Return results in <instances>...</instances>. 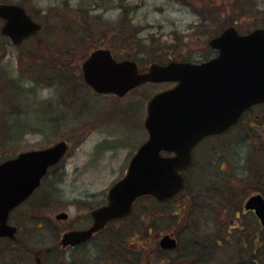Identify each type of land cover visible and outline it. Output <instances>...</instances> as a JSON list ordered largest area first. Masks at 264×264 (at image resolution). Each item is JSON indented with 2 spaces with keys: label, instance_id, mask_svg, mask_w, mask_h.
<instances>
[{
  "label": "rangeland",
  "instance_id": "374dc122",
  "mask_svg": "<svg viewBox=\"0 0 264 264\" xmlns=\"http://www.w3.org/2000/svg\"><path fill=\"white\" fill-rule=\"evenodd\" d=\"M9 1L23 2L33 16L43 23L42 36L46 41H42L38 48H42L40 52L46 55L49 53V61L54 59L62 63L67 59L71 82L82 78V61L92 50L96 49H85L84 47L87 45L85 42L90 38L86 35L80 37L86 33L87 27V22L83 19L84 15L80 9L89 11L88 22L95 28L92 35L98 39L97 43L99 42L100 46L111 48L119 57L132 54H135L133 57H138L136 55L139 48L137 42L142 39L147 40L149 37L156 39L155 46L163 47L164 50L169 48L171 50V46L178 43L184 47L190 44L196 48L199 45V49L208 52L207 38L204 40L200 37L203 32H207V36L213 33L210 23L206 22L201 25L202 9L206 5L215 10L219 8L224 12L239 11L241 19L234 21L243 32L264 26V0ZM241 7H246L245 16L242 15ZM124 9L126 10L122 12ZM125 13H127V18L132 20L130 30H127L129 36L139 37L138 41L137 38L114 41L116 38L113 35L121 36L120 26L126 24L124 22ZM229 15L232 17V12ZM112 25L119 26L113 31ZM71 41H73L74 50L71 52L72 56L67 57L65 52L68 48L64 43ZM54 43H57L58 50L53 45ZM22 52L11 45L9 40L1 38L0 65L5 66L0 67V133L7 136V139L4 137V141L0 138V151L2 154L5 153V157L0 158V161L8 158V154H11L9 157H14L21 151L45 148L60 140L68 141L69 150L62 163L56 165L45 178L39 193L40 197L38 199L37 196L32 197L27 204L16 211L17 215L13 216L12 220L20 225L18 237L23 246L14 245L0 238V264H36L35 258L28 249L34 252L36 249L58 243L60 230L64 225L57 222L55 214L66 211L71 216H76L79 211L76 204L80 202L82 204L79 205L101 204L109 187L124 174L131 156L148 137L144 128L148 100L159 90L169 87L165 84L148 83L127 97L119 98L114 95H97L84 85L75 89L73 94L67 95L68 89L56 83L41 81L28 73V62L20 58ZM3 53L4 56H10L4 59L2 58ZM142 59L149 58L143 57ZM150 62L142 60L143 67H147ZM258 111L260 110H256L257 113ZM253 118L254 115L252 120ZM244 130L245 128L240 125L220 137L222 138H219L220 140L209 139L206 142L207 145H204L203 149L201 148L198 152V162L205 163L199 186L207 182L211 174L218 173L221 165L224 170L228 167L231 171H237L234 172L239 175H235L236 190L232 191L219 186L211 188L213 193L217 189L228 192L231 203L232 200L234 202L232 207L237 206L248 195L246 192L252 187L247 184L248 176L257 166L255 163L252 166L244 165V161L246 159L248 161L251 152L254 151L253 141L243 140L246 134ZM220 142H223L224 146ZM243 170H245L244 173ZM199 173L201 172L196 170L194 175ZM253 183L256 181L251 184ZM187 198L188 196L179 203L181 205L184 202L186 209L189 206ZM205 199H208L207 203L212 206L217 202L211 197H205ZM177 205L178 203L160 205L153 198L140 199L133 215L134 219L144 213V216H160L157 220H162L160 222L153 220L150 223L151 227L156 225L158 227L152 230L150 235L146 232L149 229L147 230L144 224L146 231L139 240L144 242V248L140 254L144 257L145 262L143 263L161 264L156 248L158 233L179 232L185 240L186 234L183 228L186 223L193 221L187 220L188 212L184 216H178L179 213L176 214L179 209ZM219 207L216 204L213 214L208 213L207 216L209 238L221 235L220 227H215L216 223L211 219L212 216L221 219L222 211L219 212ZM22 213H24L23 216ZM25 213L28 215L26 216ZM165 216H171L172 219L167 220ZM195 217L199 219V216ZM232 218L233 216H228V220ZM134 224L133 221L123 226H119V223L113 224L107 233L99 236L98 240L108 239L109 243L113 242L111 251L113 250L117 263L122 264L121 261H125L127 255L124 250L128 246L129 248L137 245L141 247L140 243L132 246V243L139 238L136 232L131 230ZM111 230L112 232L109 233ZM224 252L226 254L222 253L219 260L208 259V263L233 262L236 256L241 255L240 252L228 251L227 246ZM242 254L248 255V252H242ZM258 254L264 258V250H259ZM263 258L261 259L264 262ZM56 261L53 259V263Z\"/></svg>",
  "mask_w": 264,
  "mask_h": 264
},
{
  "label": "water",
  "instance_id": "95a60500",
  "mask_svg": "<svg viewBox=\"0 0 264 264\" xmlns=\"http://www.w3.org/2000/svg\"><path fill=\"white\" fill-rule=\"evenodd\" d=\"M0 16L6 19L3 32L16 43L41 27L19 5L1 4ZM210 44L219 49L215 58L203 63H153L146 72H139L134 61H117L107 48L94 50L85 60V81L100 93L123 96L147 81H177L178 85L151 98L145 120L148 140L133 156L126 176L110 188L108 203L93 210V226L66 233L64 245L88 238L113 219L129 216L133 202L141 195L152 194L161 201L178 196L186 185L182 171L193 163L195 144L206 135L227 131L248 108L264 102V28L241 34L229 27ZM67 149V142L60 141L0 163L1 236H15L17 228L8 223L9 212L33 193L48 167L57 163ZM163 150L175 155H163ZM245 208L255 210L264 225L261 193L249 196ZM174 244L175 239L169 236L162 240L164 247Z\"/></svg>",
  "mask_w": 264,
  "mask_h": 264
},
{
  "label": "flooded vegetation",
  "instance_id": "af4514ba",
  "mask_svg": "<svg viewBox=\"0 0 264 264\" xmlns=\"http://www.w3.org/2000/svg\"><path fill=\"white\" fill-rule=\"evenodd\" d=\"M3 2L12 3L9 0H0V3H3ZM17 4L24 6L29 12L28 6L26 4H24L23 2H20ZM3 24H4V19L0 17V40L2 37L1 29H2ZM234 24H236V22ZM229 25H232V24H227V26ZM225 26L226 25L224 23L223 27ZM224 29H222L221 31H218L216 34L207 38L206 47L208 49V52H203L201 49H199L200 48L199 45L195 48L190 44L187 45L188 47H184L178 43H174L173 46H171L172 49L170 50V53H169L170 55L165 57L162 61H158V62H161L162 64H166L169 61H192L196 63H201L203 61H207L213 57H216L219 51L218 49L210 45L209 39L213 36L219 35ZM29 39L25 40L20 46H18L19 50L24 45H26V42ZM195 49H198V50L196 51ZM6 56L9 57L10 55L4 56V53L2 54V58L4 57L8 58ZM21 60H25L26 62H28V64L30 61L29 59H27V56L23 52L21 54ZM1 66H5V65L1 64L0 67ZM139 67H140V71L143 72L148 69L149 65L147 67H143V65H139ZM28 71H32V70H28ZM148 83H151V82H148ZM148 83H145V84H148ZM177 83L178 82H161V83H154V84H165V85H169L168 88H172V87H175ZM131 92H129L125 96L129 95ZM110 95H114V94H110ZM116 97H119V96H116ZM249 112L251 113V111ZM256 120H260L259 116L258 118L256 117ZM258 126L263 127L264 125L260 123ZM212 136H216V135H212ZM210 138L211 137L209 136L205 137L204 139L199 141L193 149V153H194L193 164L191 167L185 170V174L188 175V183L185 187V191H183L184 193L181 196H178L167 202H161L157 200L156 198H154L155 201L160 205H168V204L172 205V204L178 203L177 206L179 209L176 212V214L179 213L178 216L180 215L184 216V214L188 212L186 215L187 220L193 221L190 223H186L185 228H183V230L185 231V234L188 236L187 237L184 234L185 240L181 237V233L179 232H173V233L160 232L157 234V239H156L157 247L156 248L158 250L157 255L158 257H160L161 264H211V263H208L207 261L208 259L215 261V258H216L217 260H219L220 256H222V253L226 254V252H224L225 246L228 247V251L232 252L237 247H241L242 241L250 238V236L253 235V231L255 230L257 231L258 226L260 228V232L264 230V227L261 225V222L258 219L255 210H249L245 208V201L248 195L245 196L244 200H241L240 203L237 204V206L232 207L234 206V202L232 200V203H231L228 192H225V196L222 197L221 193H216L215 192L216 190H214V193H213V190H211V188L215 186L224 187V188H229L230 186V185L228 186V183H230L232 180L230 179V176L227 177L225 173H222V171L225 172V170L223 169V165H221L220 167L222 171L220 170V172L210 175L207 178L208 181L204 182L203 185L199 186L201 183L200 179L203 176L202 172H203L205 163L198 162V152L200 151L202 147H204V145H207L206 142ZM167 154H170V153H167ZM127 169H128V166L124 174H122L121 177L118 178L115 182L119 181L121 178H123L126 175ZM196 170L200 171L201 173L194 175V172ZM229 173L230 172H228V174ZM257 186L258 184L255 185L254 187H257ZM187 196H188L187 201L189 203V206L186 209V204H184V202H182L181 205H179V203ZM205 197H211L213 199H216L217 202L215 203V205L218 204L220 206L219 212L222 211L221 219H218L217 216H212L213 218H211L212 221L216 223L215 227H220L219 231H221V235H216L215 237H211V238L208 237V234H209L208 221L209 220L207 216H208V213L210 215L211 213L213 214V211L215 210V205L212 206L210 205V203H207L209 202V200L205 199ZM234 197L235 195L232 197V199ZM141 198L142 197H139L137 201H135V208H134L132 215L109 221L108 223L105 224L103 228L99 229L98 231H95L91 235V237L85 241H81L80 243L75 244V245L63 246L60 241H61L62 235L65 232L71 231V230H85V229L90 228L94 224V217L92 216V211L107 203L108 192L106 193V195L103 196V200L100 205L98 204L79 205V204H82V202L76 204L77 208H79V211L77 212L76 216H71L68 213L69 215L67 216V218L56 219L57 222L62 223L64 225V227L60 230V237H59L58 243L56 245L44 247L43 249H40V250L38 249L32 253V255L35 258L34 259L35 263L36 264H120V263H117L116 258L113 256V252H112L113 250L111 251V249H113V242L109 243L108 239H105L104 241L98 240V239H99V236H102L103 233H107L111 229L110 227L113 226V224L119 223L120 224L119 226H123L124 224H127V222L133 221V223L135 224L131 226V230L135 231L136 235L139 238L135 243H132L133 244L132 246H135V244L137 245L138 243H140L141 247L137 245L136 247L129 248L130 246H128L124 250L125 254L127 255L126 259L125 261H121V263L124 264L125 262H128V264L129 263L130 264H135V263L145 264L143 263L145 262L144 257L140 255L141 251L144 248V242L143 241L141 242L139 240L141 239V235L146 231L144 230V224H145V228L147 230L149 229V231H146V232H149V235H150L152 230L158 228L157 225L151 227L150 223L153 222V220H157L158 217L160 216H144V213H143L142 216H138L137 219H134L135 216L133 215L135 213L136 206L139 204ZM28 200L25 201L22 205L24 206L28 202ZM16 215H17L16 209H14L9 214L10 216L9 221L11 224L16 225L20 229V225L17 222L13 221L12 220L13 218H11L12 216H16ZM21 215L23 216L24 213H22ZM25 215L27 216L28 214L25 213ZM42 216H45V215H42ZM195 216H199V219L197 220ZM228 216H233V218L228 220ZM165 218L167 220L172 219L171 216H165ZM205 219H207L206 222H205ZM157 221L160 222L162 220L160 219ZM116 230L118 231V229ZM111 232L112 230L109 233ZM248 233L250 235H248ZM165 236L174 238L175 244L171 247L168 245L164 247L162 245V240L164 239ZM211 249L213 250L215 249L216 251L212 256L210 255ZM247 249H248L247 246H245L244 251L246 252ZM101 254L102 256L100 257ZM251 254H252V251L248 253V255H251ZM53 259L54 261L55 260L57 261L53 263ZM151 260L149 261L151 262ZM220 264H222V262H220Z\"/></svg>",
  "mask_w": 264,
  "mask_h": 264
},
{
  "label": "trees",
  "instance_id": "16d2710c",
  "mask_svg": "<svg viewBox=\"0 0 264 264\" xmlns=\"http://www.w3.org/2000/svg\"><path fill=\"white\" fill-rule=\"evenodd\" d=\"M122 1V0H121ZM242 9V15L245 16L246 14V7H241ZM126 9H124L122 12H124ZM80 11L83 13L84 18L87 22V27H86V33L83 34V36L80 37H85L84 35H86L88 38H90V40L86 41L84 45L85 49L88 48H98L100 47L99 42L97 43L98 39H96V36L94 37V35H92V33L95 31V28L88 22V15H89V11L88 10H82L80 9ZM92 11V10H91ZM129 12V11H128ZM127 12V13H128ZM203 15L201 16V25L204 23H210V26L213 29V34H215L217 31H219L221 28H223V25H220L222 22L225 23V25L227 24H231L233 22H235L236 20L239 21L241 19V16L239 14V11L237 12L236 10L234 11H221L219 8L217 10L211 8L209 5L203 6L202 9ZM232 12V17L229 15V13ZM127 13L124 14V22L126 24H121L120 26V33L121 36L119 35H113V39L119 40V39H133V38H137V41L139 40V37H131L129 36V32L127 30H130V26L131 21L130 19L127 18ZM221 15H225L226 16V20H225V16H221ZM231 17V18H229ZM224 18V20H223ZM127 20V21H126ZM235 20V21H234ZM236 21V22H237ZM215 24V25H213ZM119 26V25H118ZM118 26H113V31L116 30L118 28ZM219 27V28H218ZM54 28H56V26H54ZM218 28V29H217ZM217 30V31H216ZM207 32H203L200 37H202L204 40L211 35L207 36ZM97 40V41H96ZM42 41H46L44 36H40L39 38H35L33 40H31L29 43V47L27 46L25 49H23V53L27 56V59H29V70H32V75H34L37 79L41 80V81H47L48 83H56V85L60 86V87H64L67 90V94H73L75 89H77L78 87H82L85 85L84 81L82 80V78L80 80H76L74 79V82H71V76L69 75L68 72V63L63 61L62 63L59 62L58 60H54V59H50L49 61V53L48 55H46L44 52H40L41 49H39L38 47L41 46V42ZM122 41V40H121ZM155 41L156 39H152L151 37H149L147 40L145 41H141L139 40L137 42L138 44V51L136 53V55L138 57H133V55H128V57L130 58H134L136 59L139 63L143 62H149V61H162L165 57L169 56L170 54V48L167 50H164L163 47L160 46H155ZM66 45V47L68 48L67 51L65 52V56L70 57L72 56L73 53H71L74 48L72 47L73 45V41L69 42V43H64ZM57 50H58V45L57 43L53 44ZM166 46V44H165ZM168 47H170V45H167ZM143 57H148L149 59H142ZM31 62V63H30ZM81 83V84H80ZM257 108L259 109H254L251 111V113L254 111L255 112V116L254 118H260V120H256L253 119V123L256 122H260L264 125V104L259 105ZM256 110H260L258 111V113L256 112ZM244 121L241 123V126L243 128H245V132L247 133V140L251 139L250 141H253V152H251V157L248 158V161L246 159V161H244V165L245 166H252L253 163L257 164V166L255 167V169L252 171L251 175L248 176V183L250 184L251 188H248V191L246 192V194L250 195L253 192H259L262 193L264 196V129H263V133H258L254 128L255 125L251 122V116H250V112L247 113L244 117ZM251 122V123H250ZM0 129H1V125H0ZM5 136L3 133H0V138L4 139ZM246 139H244V141H246ZM257 141H259V143H257ZM250 143V142H249ZM0 157L3 158L5 157V153H1L0 151ZM220 172V171H219ZM228 172H230L228 174ZM234 172H237L236 170L231 171L230 168L226 167L225 168V172L222 171V173H225L226 176H230V179L232 180L230 183H228L229 190H236L235 187H237V182H235L236 180V176H239L238 174H234ZM243 173L245 172V170L242 171ZM214 174V173H213ZM211 174V175H213ZM234 176V177H233ZM246 181V182H247ZM253 181H256V183L251 184ZM257 187H254L255 185H257ZM216 193H221L222 197L225 196V192L223 191H219L216 190ZM248 235H250L248 233ZM264 245V230L262 232H260V228L258 226L257 231H253V235L250 236V238H248L247 240H243L241 247H239L241 250H245V246H247V250L246 252L250 253L252 251L251 255H246V254H242L240 256H238V258L235 260L237 261V263L243 264V263H253V262H258L259 264H264V262L262 261L261 258H263L260 254H258L259 250H263V248H260V246ZM30 252H33L31 249H28ZM215 249H211V253L210 255L212 256L215 253ZM261 257V258H260ZM257 259V260H256ZM264 259V258H263ZM22 260V259H21Z\"/></svg>",
  "mask_w": 264,
  "mask_h": 264
}]
</instances>
